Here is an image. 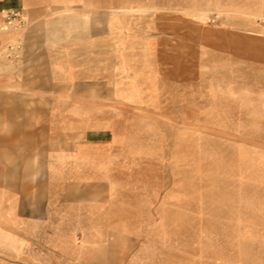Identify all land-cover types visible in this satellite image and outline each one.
<instances>
[{"label":"rangeland","instance_id":"1","mask_svg":"<svg viewBox=\"0 0 264 264\" xmlns=\"http://www.w3.org/2000/svg\"><path fill=\"white\" fill-rule=\"evenodd\" d=\"M45 3L0 35V264H264V0Z\"/></svg>","mask_w":264,"mask_h":264},{"label":"built area","instance_id":"2","mask_svg":"<svg viewBox=\"0 0 264 264\" xmlns=\"http://www.w3.org/2000/svg\"><path fill=\"white\" fill-rule=\"evenodd\" d=\"M28 18L22 10L1 8L0 9V35L6 34L10 31L20 32L27 26ZM20 43L7 44L3 49L9 58H17Z\"/></svg>","mask_w":264,"mask_h":264},{"label":"crops","instance_id":"3","mask_svg":"<svg viewBox=\"0 0 264 264\" xmlns=\"http://www.w3.org/2000/svg\"><path fill=\"white\" fill-rule=\"evenodd\" d=\"M115 6L114 2H111ZM110 2H108V5ZM47 6L45 0H0L1 8H11L24 11L25 7H44Z\"/></svg>","mask_w":264,"mask_h":264},{"label":"bare ground","instance_id":"4","mask_svg":"<svg viewBox=\"0 0 264 264\" xmlns=\"http://www.w3.org/2000/svg\"><path fill=\"white\" fill-rule=\"evenodd\" d=\"M254 173H255V172H254ZM252 180H257L256 177H255V174H253V176H252ZM249 188L252 189L253 187L250 186ZM241 246L244 248L245 245L242 244Z\"/></svg>","mask_w":264,"mask_h":264}]
</instances>
